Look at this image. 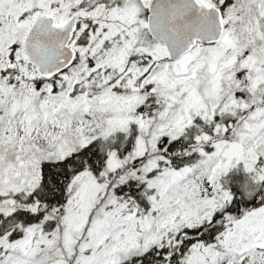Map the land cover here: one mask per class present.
Segmentation results:
<instances>
[{
	"label": "snow or ice",
	"instance_id": "6c2138e0",
	"mask_svg": "<svg viewBox=\"0 0 264 264\" xmlns=\"http://www.w3.org/2000/svg\"><path fill=\"white\" fill-rule=\"evenodd\" d=\"M0 264H264V0H0Z\"/></svg>",
	"mask_w": 264,
	"mask_h": 264
}]
</instances>
